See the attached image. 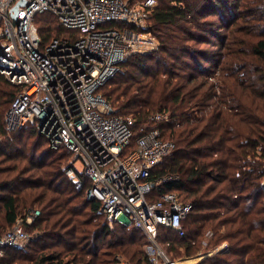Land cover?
Returning a JSON list of instances; mask_svg holds the SVG:
<instances>
[{"label": "trees", "instance_id": "16d2710c", "mask_svg": "<svg viewBox=\"0 0 264 264\" xmlns=\"http://www.w3.org/2000/svg\"><path fill=\"white\" fill-rule=\"evenodd\" d=\"M36 23L45 44L71 34L51 12ZM130 27L160 46L129 55L100 92L114 114L136 117V130L159 128L175 143L151 179L171 176L156 197L177 193L192 209L185 235L161 229L160 242L187 256L227 244L197 264H264V0H159L145 28ZM189 40L214 42L213 50ZM23 89L0 75V236L30 209L41 214L25 225L36 232L28 246L7 247L0 264H116L118 256L148 264L139 229L102 221L72 152L53 149L36 124L8 128L6 113ZM155 113L169 118L153 121Z\"/></svg>", "mask_w": 264, "mask_h": 264}, {"label": "built area", "instance_id": "2783aa9c", "mask_svg": "<svg viewBox=\"0 0 264 264\" xmlns=\"http://www.w3.org/2000/svg\"><path fill=\"white\" fill-rule=\"evenodd\" d=\"M20 2L0 0V75L24 86L6 113L8 128L36 124L53 149L72 152L92 180L87 197L101 202L105 219L124 220L144 234L148 264L196 263L201 255L172 258L171 241L159 240L161 229L184 236V221L192 209L177 193L156 197L155 188L171 176L151 179L152 169L171 154L175 143L164 139L159 128L136 130V117L114 114L100 92L130 54L159 48L150 32L130 27L145 28L159 0ZM43 12L55 15L71 34L45 44L36 23ZM168 118L165 113L151 116L157 122ZM67 173L77 179L73 168ZM40 214L30 209L0 236V257L7 247L30 240L25 225ZM117 258L116 264H132Z\"/></svg>", "mask_w": 264, "mask_h": 264}, {"label": "rangeland", "instance_id": "374dc122", "mask_svg": "<svg viewBox=\"0 0 264 264\" xmlns=\"http://www.w3.org/2000/svg\"><path fill=\"white\" fill-rule=\"evenodd\" d=\"M188 27H190V29L193 31V32H195V31H198L197 29V27H196V23L194 24V21H192V20H190V23H188L187 22V24H186ZM153 35V34H152ZM183 36L185 37V33L183 34ZM158 39V38H157ZM212 40L216 43V45H218V43H219V41L217 40V41H215V39H213L212 38ZM158 41H159V43H160V40L158 39ZM214 42H211V43H203V44H200V43H196L195 41H193V40H189V43H191V45H193L194 47H198V48H208V47H210V49H212L213 50V43ZM160 46V45H159ZM215 49V48H214ZM158 50V49H157ZM145 50H142V52H140V53H149L148 51H145ZM150 52H152V51H150ZM133 53H135V52H133ZM131 55V54H130ZM205 64V66L208 68L209 66L211 67L210 69H214L213 71H215L214 73V75H217V74H219V67H217V64H216V66L214 67V64L213 63H208V62H205L204 63ZM212 71V72H213ZM213 75V76H214ZM17 130V129H16ZM40 132V131H39ZM26 136V135H25ZM2 138V137H1ZM3 139V138H2ZM69 159H71V160H74V159H76V156H73V155H70L69 156ZM83 163L81 162V161H77L76 162V167L79 169V170H82L83 169V165H82ZM67 173V172H66ZM67 175L69 176V177H71L68 173H67ZM3 216V214H2V212H1V209H0V217H2ZM102 221H107L106 219H105V217L103 216L102 217ZM109 224H110V226L112 227V228H115V227H117L118 225H123V226H127V224H123L125 221L123 220V221H121V222H117V223H110L109 221H107ZM28 232L30 233V238L31 237H33L34 235H35V231H33L32 229H29L28 230ZM29 241H27V242H25L24 244H22L21 246H24V247H27L28 245H27V243H28ZM223 245V244H222ZM226 245V244H225ZM225 245H223V246H220V247H217L215 250H213V251H211V252H207V253H210L209 254V256L210 255H212V254H214V253H216L217 251H219V248L221 249L222 247H225ZM146 246H147V243H146V245L144 246V248H145V250H146V252H147V249H146ZM106 248V247H105ZM47 252H51L52 250H46ZM169 252V255L172 257V258H175V259H182V258H185V257H187V255L183 252V250H180V253L181 254H179V253H176V252H172V251H168ZM207 253H205L204 251H201V252H199V253H196V254H194V255H192V256H198V255H201L200 257L201 258H199V259H197L198 261L196 262V263H194V264H197L199 261H201L203 258H205V257H207L208 255H206Z\"/></svg>", "mask_w": 264, "mask_h": 264}, {"label": "water", "instance_id": "95a60500", "mask_svg": "<svg viewBox=\"0 0 264 264\" xmlns=\"http://www.w3.org/2000/svg\"><path fill=\"white\" fill-rule=\"evenodd\" d=\"M23 3H25V0H21L20 4H23ZM16 10H17V9L15 8V11H16ZM13 16L16 18V17H17V13L14 14ZM90 200H93V199H90Z\"/></svg>", "mask_w": 264, "mask_h": 264}, {"label": "crops", "instance_id": "0c3cea01", "mask_svg": "<svg viewBox=\"0 0 264 264\" xmlns=\"http://www.w3.org/2000/svg\"><path fill=\"white\" fill-rule=\"evenodd\" d=\"M226 244V243H225ZM225 244H223V245H225ZM223 245H221V246H223ZM227 246V244L225 245V247ZM204 259V258H203Z\"/></svg>", "mask_w": 264, "mask_h": 264}]
</instances>
